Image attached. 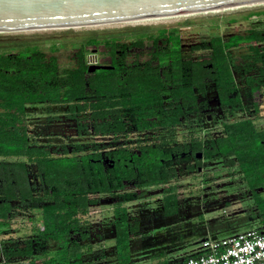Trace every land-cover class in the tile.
I'll return each instance as SVG.
<instances>
[{"label":"trees","instance_id":"1","mask_svg":"<svg viewBox=\"0 0 264 264\" xmlns=\"http://www.w3.org/2000/svg\"><path fill=\"white\" fill-rule=\"evenodd\" d=\"M250 15H264V11ZM132 33H136L138 38L134 41L131 39L129 48L133 45L142 46V36L151 38L154 41L152 50L160 51V55L154 57L158 66L174 68L173 60L177 58L175 53L180 50V39L175 31L157 29L155 32L137 30ZM261 34L264 35V32L248 30L244 34L229 37L228 42L235 45L251 44L258 41ZM127 35L129 32H118L114 40L123 41ZM112 36V33H106L84 38L74 54L75 63L72 67L59 65L56 56L59 51L57 44H51L47 51L31 43L0 45V158L5 160L6 164L3 166L5 172L9 173L4 195L6 199L11 200L17 196L22 200L30 197L31 189L26 184L25 163H17L14 159L23 157L35 163L45 183L43 196L36 201H45L46 204L40 210L34 233L43 241L56 242L52 250L41 251L38 247L34 248L33 241H28L26 247L19 248L16 240L11 237L13 228L9 220H6L11 207L4 203L3 212L0 206V228L3 229L0 233V245L4 247L0 250L2 264H82L83 255L91 250H83L70 242V233L80 225L79 218L73 217L72 214L80 212L85 215L89 193L121 191L123 180L133 181L135 186L143 191L158 188L157 194L161 196L160 203L166 216H172L178 211L180 198L176 187L165 186L175 174H169L162 168L159 152L149 149L139 155L122 149L109 152L110 155L114 154L116 158H120V163L110 170L96 162L100 154H85L84 145H77L71 152L64 149L62 152L53 153L42 146L33 145L30 140L27 108L37 106H56L64 109L66 118L76 125L78 136L122 134L127 127L125 119H128V122L131 119L135 127L143 129L149 123L144 118L153 117L156 112L158 125L171 128L176 124L182 108L159 105L156 101L159 98L149 103L151 98L146 92L149 90L146 87L142 86V89L136 91L128 90L123 87V81L110 79V71H98L88 77L87 54L92 48L100 45L114 52L119 43L114 42ZM161 39L165 42L160 47L158 42ZM210 44L213 51L211 62L219 68L224 66L222 39L212 38ZM250 50L258 61L257 49L251 47ZM176 94L172 93L173 96L170 95L169 98L175 99ZM90 95H95L94 99L103 103L96 105L94 102H88L92 100L87 97ZM127 95L129 99L126 103H131L130 109L133 111L130 115L123 106L126 103L122 98ZM84 98L86 101H83ZM113 98H121L119 105L112 103ZM232 132L234 134H230L229 142L233 149L221 141L218 142L217 149L222 153L240 149L232 156L240 162L245 178L251 183L250 188L255 191L252 207L261 214V229L264 227V146L260 143L262 139L260 135L252 136V141L245 143L247 149H244L238 147L241 145L242 136L237 134V130ZM13 181L17 183L16 186ZM258 190H262L263 194L256 192ZM144 194L145 192H142L136 196L133 192L124 193V202L135 201ZM3 199L0 196V202ZM113 223L114 244L102 249L101 256L106 259V264H138L136 251L132 247L134 239L140 235L137 220L131 219L127 208L119 206L115 210ZM6 236L10 238L6 239ZM187 259L189 258L184 259L182 264Z\"/></svg>","mask_w":264,"mask_h":264},{"label":"flooded vegetation","instance_id":"2","mask_svg":"<svg viewBox=\"0 0 264 264\" xmlns=\"http://www.w3.org/2000/svg\"><path fill=\"white\" fill-rule=\"evenodd\" d=\"M251 30L264 32V30ZM173 31L178 34L180 39V50L175 53L177 58L173 60L175 62L174 68L158 66V61L155 60L154 57L159 56L160 51L152 50V43L154 42L153 39L142 36V38H144L142 46L133 45L129 48L128 46L131 45V39L134 41L135 38H138V36H135L136 33L130 32L129 35L126 36L127 38L125 37L123 41H117L116 39L114 40V38L118 32H114L112 33L114 35L112 36V39L114 42L119 43L117 48L114 52L105 49L101 45L94 48L96 49L94 50V53L97 51L96 54L104 56L106 61L103 62L98 59L88 60L86 56V73L89 77V75H95L98 71H110L112 74L110 79L123 81V87L128 90L136 91L137 89H142V86L146 87L149 89L146 92H148L151 98L149 103H152L153 100L159 98V100H156L159 105H171L172 107L182 108V113L179 115L176 124L171 128H164L163 126L158 125V112H156V117L149 116L144 118L149 123L143 129L135 127V125L131 123V119H129V122L128 119H125L127 120V127L122 134H111L108 136H94L90 134L86 136H78L76 125H74L75 136L81 138L94 136L109 139L107 142L102 141V144L108 145L107 147L105 146L100 149L96 143L90 147L92 148L91 150L85 152V154H100V158L97 159L96 162L101 164V166L105 169H114L116 165L120 163V158H116L114 154L110 155L109 152L122 149L132 154L135 153L139 155L143 152H148L149 149L150 151L153 150L159 152L161 155L160 164L162 168L169 174H175V177L170 179L168 181L169 183L165 184V186L169 185L170 182L177 180L181 176H202L204 174L207 180H213L217 179L220 175H227L225 180L230 179V181L225 183L224 186L221 185L222 187H226L227 185L232 186L233 184H240V186H243L244 184H242V181H244L247 189L246 192L249 193L251 196L250 198L253 199L255 191L250 188L251 183H249L248 179L245 178L240 162L236 159V157L232 156L239 152L240 149L236 148L235 150L237 151H233L231 153H222L218 151L217 144L221 141L222 144L230 147V134H234L232 131L237 130V134L242 136V139L240 140L241 145L238 147L247 149V146H244L245 143H250L253 137L258 135H260V138L262 139L260 143L264 146V127L257 126V121L261 117L260 108H264V103L261 105L260 101L253 99L255 98V94H260L264 97V49L261 50L259 48L260 45H264V35L261 34L258 41L252 42L251 44L236 45L229 43L228 38L238 34L231 35L226 39H223L220 36H215L220 37L223 41V59L225 61V65L219 68L214 66L211 62L213 58V51L211 50L210 40L215 37H211L207 41L201 42L200 44H193L189 42L187 36L181 32V29L176 28ZM161 41L165 42V40L161 39L158 42V46L160 47L164 45L160 44ZM229 46L238 47L239 49L243 48L245 50L239 52V54H234L231 50H229ZM251 47H255L257 49L256 58L259 59L258 61H256L253 51L250 50ZM99 48L102 49L99 50ZM89 65L108 66L110 69L96 70L89 73ZM170 91L171 94H169ZM175 92L177 93L175 95L176 97H174L175 99H170L169 96ZM210 94H212L216 100V107L219 110H222L224 114H229L232 118L234 116H238L240 118H231L230 120L223 121L218 127L208 129L205 125L210 124L213 119L211 114L212 109L209 104ZM87 97L92 98V100L88 99L90 100H87L88 102H94L96 105L103 103L102 101L94 99L95 95ZM122 99L126 103L129 99V95L124 96ZM83 101H86V99ZM119 101H121V98H113L112 103L119 105ZM123 106L125 107L127 114H132L133 111L130 109L131 103H126ZM195 115L202 116L203 121H198L196 123L193 121V123L189 126L188 120L190 117ZM50 120L51 119L48 120V123L52 122ZM39 122L40 120H36L34 117L30 119L27 117V129L30 133L29 136L33 145L42 146L48 152L53 153L62 152L64 149L71 152L77 148V145L85 146V144L82 143H74L71 145L72 147L69 148L68 145L62 142V138L56 140H52L46 136L43 139L40 138L38 136L39 132L44 131L46 127L48 128V126L50 127L51 125L49 124L48 126H44L39 124ZM44 123H47V121ZM29 125L31 126L29 127ZM184 125L189 127L185 129V131L182 130ZM213 130H216V132H213ZM181 131H183V133L179 134ZM121 139H124V141ZM212 158L217 161L213 167L220 164L221 168L225 169V171L220 172L216 169L215 171L217 172L214 171L206 174L207 167L212 163L207 164V162ZM14 161L17 163H25L27 171L26 184L31 189V195L28 199L23 200L18 196L13 200L5 198L4 193L7 188V177L9 173L5 172V166H3L6 164L5 160L0 158V196L4 198L3 201L0 202V206H2L1 212H3L4 203H7V205L11 207L6 220H9L11 226L12 224L18 225L16 229H12L13 231L11 235L16 231L26 228H29L30 234L27 236V232H25L23 233V236L19 235L18 238L11 237L16 240L19 248H24L26 247L28 241H33L32 245L34 248L38 247L41 251L52 250L56 246L55 241H43L34 233L35 224L38 223L37 220L40 216V210L43 205L46 204L45 201H36L37 198H41L43 196V187L45 186V183L42 181L35 163L29 162L23 157L14 159ZM31 167L33 171L30 169ZM204 169L205 173H203ZM32 173L33 178L31 177ZM127 183L135 185L133 181L123 180V189L121 191L111 190L108 193L95 192L87 195L89 203L86 209V214L82 215L80 212L72 214L73 217L79 218L80 222L79 227L70 233L71 236L69 240L72 244L80 246L83 250H92L93 241L107 239L104 241H109L111 243L110 246H113L115 234V225L113 220L116 208L119 206L125 207L128 209V212H130L128 205L135 203V201L124 202V193L119 194L117 197H114L113 195L115 192L124 191V185ZM16 184L17 183L13 181V185L16 186ZM208 185L209 184H205V186ZM171 186H174V184ZM256 192L263 194L262 190H258ZM204 194L206 195L207 193L202 192L199 194V198L194 200H192L193 198H190L191 196L180 198L178 211L181 207L184 208V206L191 201H199L202 198H207V195L206 197L203 196ZM101 196L110 200L108 205L111 206L110 209L112 211L111 217H103L99 223L98 229L101 228V232L98 236H96L97 234H92L89 227L91 215L90 209L97 208L101 205ZM156 196L157 198L153 200L151 204L150 202L147 203V205L156 208L154 211L156 213H154L152 210L153 208H150L149 206L145 207L144 210L141 211V205L143 204L135 207L139 214V220L137 219V224L139 226L138 234L141 236L156 219L171 217V215L166 216L163 212V207L160 203L161 196L158 194ZM255 211L256 210H254V212ZM26 212H29L30 214L27 215ZM255 213V218L259 223L261 214L257 211ZM109 230L111 231L110 234H108ZM139 238H135L132 243V247L134 249L142 248L143 243L139 241ZM110 246L106 247L103 245L102 248L104 249ZM3 248L4 247L1 244L0 250ZM82 264L88 263L82 261Z\"/></svg>","mask_w":264,"mask_h":264},{"label":"rangeland","instance_id":"3","mask_svg":"<svg viewBox=\"0 0 264 264\" xmlns=\"http://www.w3.org/2000/svg\"><path fill=\"white\" fill-rule=\"evenodd\" d=\"M263 11L264 9L98 34L114 32L130 33L137 30H146L152 32L162 28L166 30H174L179 28L181 29V32L187 36L190 43L200 44L201 42L207 41L209 38L215 36H220L223 39H226L231 35L245 33L251 29L263 31L264 15H250L251 13ZM87 36L90 35L0 37V45H4L6 43H31L47 51V48L51 44H57L59 51L56 56L59 65L61 67H71L75 63L74 54L78 50L79 43ZM160 44H164V42L161 41ZM259 48L263 50L264 45H260ZM101 49L102 48H99V50ZM94 50L96 49L92 48L87 54L88 60L98 59L102 60L103 62L106 61L104 56L97 55V51L94 53ZM229 50H231L234 54H239V52H242L245 49L229 46ZM254 96L255 98L253 99L260 101V104L263 105L264 97L260 94H255ZM209 100L213 119L210 124L205 125L208 129L218 127L223 121L230 120L232 118L229 114H224L222 110H219L216 107V100L212 94L209 95ZM63 111L64 109L56 106H37L34 108H27L29 119L34 117L36 120H40L39 124L41 125H51L50 127L48 126V128L46 127L44 131L39 132L38 136L42 139L45 138V136L47 138H51L52 140L62 138V142L68 145L69 148H71V145L74 143H82L85 144V152L91 150L92 148L90 147L96 143L100 149L108 146L107 144H102V141L107 142L109 140L107 138L94 136L81 138L75 136V124L66 118V115L63 113ZM260 115L261 117L257 121V126L264 127L263 107L260 108ZM48 118H50V121L52 122L48 123ZM239 118L240 117L238 116H234L232 119ZM46 121L47 123H44ZM193 121H195V123L198 121H203V117L199 115L190 117L188 120L189 126L191 123H193ZM31 125H29V127ZM187 128L189 127L184 125L182 130L185 131ZM183 131H181L179 134H182ZM213 132H216V130H213ZM121 140L124 141V139ZM216 162L217 161L213 158L207 162V164H211L207 167L206 174L214 172L216 169L220 172L225 171V169L221 168L220 164L217 165L218 167H213ZM30 169L32 170V167ZM203 173H205V169L203 170ZM31 177L33 178V173L31 174ZM226 177L227 175H220L217 177V179L207 180L203 174L202 176H181L177 180L170 182V184L166 187L174 184L179 194V198L191 196L190 198H193L192 200H194L199 198V194L202 192L207 193V198H202L199 201H191L189 203H187V200V204L184 206V208L181 207L177 214H174L171 217L156 219L154 223L145 230V233H143L142 236L140 235L136 237H140L139 241L143 243L141 249H134L136 251L135 256L138 260L137 263L182 264L184 259L197 257L204 253V249L200 245L202 239L211 238L213 236H216L217 239H221L224 237L237 235L251 229L259 230L260 225L258 220L255 218L256 213L252 208L253 199H251L249 193L246 192L247 189L245 182L242 181V184H244L243 186H240V184H233L232 186L227 185L226 187H222L225 183L230 181V179L225 180ZM205 184L209 185L205 186ZM132 192L135 193L136 196L142 192H145V194L140 197V199L135 200V203L128 205L131 219L139 220L138 210H136L135 207L143 204L141 205V211L147 206L151 208L152 206L147 205V203L150 202L151 204V202L157 198L156 195L158 188L153 187L143 191L142 189L137 188L135 185L127 183L124 185V191L115 192L113 195L114 197H117L119 194ZM206 195L204 194L203 196L206 197ZM100 198H102L100 201L101 205L97 208L90 209L91 215L89 227L92 231V234H97L96 236H98V234L101 232V228L98 229L99 223L103 217H111L112 211L110 209L111 206L108 205L110 200L104 196H101ZM152 208L154 212L156 208ZM26 214L29 215L30 213L26 212ZM17 226L18 225L16 224H12L13 230L16 229ZM1 232H3L2 228H0V233ZM25 232H27V236H29V228L16 231L11 236L13 238H18L19 235L23 236V233ZM110 233L111 231L109 230L108 234ZM5 238L8 239L10 236H6ZM104 240L107 239L93 241V249L83 255L82 261L88 264H106V259H103L101 256V250L103 249V245L107 247L110 246L111 243Z\"/></svg>","mask_w":264,"mask_h":264},{"label":"water","instance_id":"4","mask_svg":"<svg viewBox=\"0 0 264 264\" xmlns=\"http://www.w3.org/2000/svg\"><path fill=\"white\" fill-rule=\"evenodd\" d=\"M262 9L264 0H0V37L91 35Z\"/></svg>","mask_w":264,"mask_h":264},{"label":"built area","instance_id":"5","mask_svg":"<svg viewBox=\"0 0 264 264\" xmlns=\"http://www.w3.org/2000/svg\"><path fill=\"white\" fill-rule=\"evenodd\" d=\"M200 245L204 253L184 264H264V227L221 239L206 238Z\"/></svg>","mask_w":264,"mask_h":264}]
</instances>
